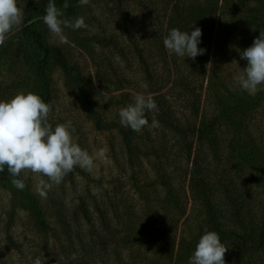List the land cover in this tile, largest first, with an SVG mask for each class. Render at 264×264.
I'll use <instances>...</instances> for the list:
<instances>
[{"label": "rangeland", "instance_id": "374dc122", "mask_svg": "<svg viewBox=\"0 0 264 264\" xmlns=\"http://www.w3.org/2000/svg\"><path fill=\"white\" fill-rule=\"evenodd\" d=\"M42 1L18 0L24 21L0 46V100L35 87V53L23 40L35 26L89 83L93 111L77 80L51 65L47 121L70 122L73 142L94 156V167L76 166L46 197L36 185L47 177L22 171L41 219L12 182L0 183V264H32L41 254L44 264H188L209 231L196 226V211L212 214L220 204L228 216L238 207L251 218L243 227L236 218L221 236L215 231L228 247L226 264H264V86L249 95L234 80L247 64L237 49L264 32V0H89L63 17L88 25L65 28L64 44L36 15ZM194 27L205 54L170 55L168 31ZM137 93L157 106L138 132L118 115ZM204 121L213 141L200 132ZM101 148L103 160L94 155ZM174 197L186 208L183 217ZM247 223L260 229L247 235Z\"/></svg>", "mask_w": 264, "mask_h": 264}, {"label": "clouds", "instance_id": "9594fccd", "mask_svg": "<svg viewBox=\"0 0 264 264\" xmlns=\"http://www.w3.org/2000/svg\"><path fill=\"white\" fill-rule=\"evenodd\" d=\"M78 3L87 5L89 0H78ZM18 4V0H0V46L8 34L23 24L24 11ZM68 6V0H65L63 9ZM63 17L64 11L56 6L55 0H49L42 20L49 33L62 44L69 42L64 34L65 28L79 30L88 27L83 17L72 20ZM201 37L202 30L199 27H194L190 33L188 29L181 31L172 28L164 37L163 45L170 55L195 60L206 51L198 47L202 42ZM237 51L240 59L246 60L247 64L234 80L243 91L255 95L264 86V32L259 31V36L254 38L249 47ZM132 100V103L119 110V122L138 132L148 124L145 113L155 110L157 106L150 94L137 93ZM49 110V105L32 92L18 93L10 100H0V172L7 169L13 177V186L19 190L26 187L23 179L18 178L22 171L47 177L48 182L41 178L36 185L41 197H46L51 184H60L74 167L89 172L94 167V156L73 142L70 122L51 126L47 121ZM94 155L106 159V149L101 148ZM227 250L228 247L222 243L217 232L205 231L188 264H226L224 255ZM71 258L76 259L75 253ZM32 264H44V255L33 258Z\"/></svg>", "mask_w": 264, "mask_h": 264}, {"label": "trees", "instance_id": "16d2710c", "mask_svg": "<svg viewBox=\"0 0 264 264\" xmlns=\"http://www.w3.org/2000/svg\"><path fill=\"white\" fill-rule=\"evenodd\" d=\"M64 2H65V0H55L56 6L61 8L64 11V16H66V17L74 16L79 9L78 0H68L69 6L67 9H63ZM48 3H49V0H44L38 4V6L36 8V10H37L36 15L37 16L43 17V15L45 14V8H46ZM23 40L26 44V47L28 49L33 50V52L35 53V57H36L35 61L33 63L35 87L31 92L37 94L46 104H49L51 102V99H52L51 80L49 78L48 72H49L51 65H57L62 69V71L64 72V74L67 77H69V78L74 77L77 80V82L80 84L81 93H82V96H83V99L86 103L87 108L89 109V111H93V101H92V96L90 93L89 83L82 77V75L79 72H77L70 65V63H69L68 59L66 58L65 54L63 53V51L59 48L52 47V46L48 45L46 43L43 35L41 34V32L37 28H35V26H32V25L27 26L25 28V30L23 32ZM207 123L208 122H205V121H204V123H202L201 128H200V132L202 135L203 134L206 135L211 141H213L214 132H213L211 127L207 126ZM125 136H126L125 145H126V148L128 150V153L130 154L134 148H132L127 134H125ZM249 139H250L249 142H248V139L246 141L248 147L251 146V141H252L251 137ZM237 149H236V151H237ZM240 151L241 150H239L238 154H240V156H242L243 154L240 153ZM76 169L77 168H75V167L73 168V170L71 171L72 175ZM12 179H13V177H11V175L7 172V169L0 172V183H2V184L3 183H9L12 181ZM194 181L196 182L198 180H195V178H194ZM19 191L21 193V196L25 200V202L30 207H32L36 216L39 219H41L42 218L41 212L35 206V202L31 196L30 192L28 191L27 187H25L23 190H19ZM173 199L179 207V209L176 211V213L179 215V217H183L186 213V208H184L183 205H180V202H176V197H174ZM194 201L197 202V199ZM225 202H226V200H225ZM223 205H225V204H223ZM214 208H215V211H213L212 214L208 213V212H198V211H196L197 213L194 212V213H196L197 220L199 221V224L196 226L200 230H202V232H204L207 229H209V231H211L213 229H210V227H213L214 228L213 231H218V233L221 236L222 232L228 230L227 225L230 222L233 225H235L234 220L236 218L239 220L238 222L243 223L241 225V227H243L244 223H246V222H244L245 219H246V221L251 220L250 214H247V212H244L242 209H240L238 207H233V209L229 212L230 216L226 215L227 212H225V210H222V204H220V206L214 207ZM232 216H234V217H232ZM261 221L263 222L262 225L264 226V212L261 215ZM174 222H177V221L175 219H173L172 223H174ZM213 223H215V224H213ZM247 224L250 225V226H248V229H246L248 231V232H246L247 235H249V234L254 235L256 233V231L258 229H260L257 227V225H252L251 223L250 224L247 223ZM251 226H253V228H250ZM237 229H239V228H237Z\"/></svg>", "mask_w": 264, "mask_h": 264}]
</instances>
